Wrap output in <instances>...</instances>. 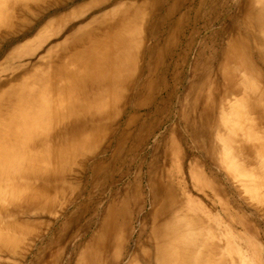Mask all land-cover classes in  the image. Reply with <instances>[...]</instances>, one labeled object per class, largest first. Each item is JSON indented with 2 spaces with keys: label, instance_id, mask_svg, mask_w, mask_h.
I'll list each match as a JSON object with an SVG mask.
<instances>
[{
  "label": "bare ground",
  "instance_id": "bare-ground-1",
  "mask_svg": "<svg viewBox=\"0 0 264 264\" xmlns=\"http://www.w3.org/2000/svg\"><path fill=\"white\" fill-rule=\"evenodd\" d=\"M55 1L0 0V263L264 264V0Z\"/></svg>",
  "mask_w": 264,
  "mask_h": 264
},
{
  "label": "rangeland",
  "instance_id": "rangeland-1",
  "mask_svg": "<svg viewBox=\"0 0 264 264\" xmlns=\"http://www.w3.org/2000/svg\"><path fill=\"white\" fill-rule=\"evenodd\" d=\"M90 1H91V0H88V1L86 0V1L83 2L82 5H83V6H84V4L88 5L89 3H91ZM57 2H58V4L63 5V3H61V2H64V0H61V1H60V0H56V1H55V4H57ZM51 3H52V2H51ZM49 4H50V3H49ZM49 4H45V5H43L41 8L38 7L37 10H41V11H42V10H47L48 8H45V7H46L47 5H48V7H49V6H50ZM58 4H57V5H58ZM86 5H85V6H86ZM74 8H75V6L73 5V7H70L69 10L64 11L62 14H59V15L65 17V15H68L69 12L73 11ZM52 9H54V8H52ZM71 9H72V10H71ZM41 11H40V12H37L39 15H38L37 13H35V15H30V17L33 16V18H35V17H37V16H38V17L41 16V15H40V14H41ZM96 11H97V10H95V11H93V12H96ZM51 12H52V11L46 12V14L49 16V14H50ZM36 14H37V15H36ZM43 17H44V16H43ZM41 18H42V17H41ZM47 19H48V18H47ZM35 20H36V19H35ZM76 22H78V19H77L74 23H76ZM72 25H73V24H70V23H69L67 26H65V30H66V31L69 30V29L72 27ZM66 27H67V28H66ZM47 36H50V34H48ZM53 40H54V39H53ZM53 40L50 39L48 42H52ZM3 60H4V58H3ZM246 205L248 206V207H247L248 210H250V208H251V209H254L253 206H255V205H253V204L250 203V202H249V205H248L247 203H246ZM249 206H251V207H249ZM261 214H262V213H261ZM17 263H18L17 261L8 260V261H6V263H0V264H17Z\"/></svg>",
  "mask_w": 264,
  "mask_h": 264
}]
</instances>
